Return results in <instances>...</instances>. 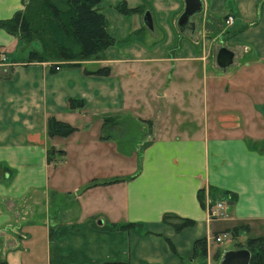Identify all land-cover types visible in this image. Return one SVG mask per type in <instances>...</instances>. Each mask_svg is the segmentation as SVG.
I'll return each mask as SVG.
<instances>
[{
    "label": "crops",
    "instance_id": "1",
    "mask_svg": "<svg viewBox=\"0 0 264 264\" xmlns=\"http://www.w3.org/2000/svg\"><path fill=\"white\" fill-rule=\"evenodd\" d=\"M147 1L126 2L142 11L130 35L139 38L148 29L159 38L138 40L129 58L110 59L103 50L80 65L25 62L31 49H41L34 40L22 55L0 63L2 264H201L195 243L203 237L207 264H215L210 243L216 234L238 228L237 240L264 236V0H203L190 17L194 28L183 32L177 18L184 0H171L167 18L161 0H152V26L144 20ZM22 9L23 0H0V19ZM18 42L0 27L1 52ZM221 46L235 53L227 67L216 61ZM107 66L108 75L95 73ZM133 83L144 87L142 96ZM228 94L239 97L235 105L223 101ZM69 98L83 106L70 109ZM240 115L250 118L240 121ZM51 116L76 130L51 135ZM107 117L121 125L114 123L115 132L94 133L89 141L82 136L105 130ZM125 146L130 153L119 150ZM133 155L139 163L130 171L122 164ZM103 172L111 181L80 192L83 180ZM71 188L76 201L58 204L52 214L51 194ZM219 200L228 204V217H210L208 206ZM166 213L194 223L176 229L163 221Z\"/></svg>",
    "mask_w": 264,
    "mask_h": 264
},
{
    "label": "trees",
    "instance_id": "2",
    "mask_svg": "<svg viewBox=\"0 0 264 264\" xmlns=\"http://www.w3.org/2000/svg\"><path fill=\"white\" fill-rule=\"evenodd\" d=\"M100 0H23L24 9L16 11L11 17L0 19V27L17 36L19 41L30 43L37 41L40 50L31 49L25 62L33 61H60L65 65H80L82 60L98 57L105 46L112 44L114 38L107 31L105 14L95 6ZM131 9V10H130ZM140 9V7L127 8V11ZM15 62V61H14ZM109 66L101 67L95 73L108 75ZM87 73H90L86 70ZM70 109H80L83 100L69 98ZM76 128L68 122L51 116L48 120V131L51 135H70ZM54 147L49 148V160ZM201 201L204 193H200ZM165 223L172 224L176 229L190 226L194 221L172 213L163 215ZM131 224V225H130ZM126 224L129 228L135 224ZM107 228H119L116 224ZM231 232L235 240L233 248L245 247L251 253L249 264H264V236H251L245 241L237 240L238 228L226 230ZM217 235V234H216ZM195 250L202 258L201 264H207V239L200 238L195 243ZM225 249L218 248L219 260ZM0 264H2L0 262Z\"/></svg>",
    "mask_w": 264,
    "mask_h": 264
},
{
    "label": "rangeland",
    "instance_id": "3",
    "mask_svg": "<svg viewBox=\"0 0 264 264\" xmlns=\"http://www.w3.org/2000/svg\"><path fill=\"white\" fill-rule=\"evenodd\" d=\"M128 2L129 4L131 3V5H135L138 4L139 5H143L145 0H100L99 6L101 8V10L104 12V14L106 15L107 18V26L109 29V32L114 35V37L116 39H114V42L112 44H109L107 46H105L104 51L105 54H107L108 58L110 59H116V58H129L130 55H134L132 53V51L130 50V46L133 44H137L138 40H143V39H149L152 38V41H144L145 44H150V43H154L155 40H157L159 38V35H155L153 34L152 31H145V33H143V31H141L140 37L137 38L136 35L133 34V37L131 34L130 29L132 28L133 25H135L137 23V14H140L142 11L140 9H136L135 11H127V8L129 7L128 4L126 3ZM170 3L171 0H161L160 2H158V5H160L161 7H163L164 10V16L167 18L169 16V7H170ZM152 4L153 6L156 8V4L152 2V0H148L146 6L148 7V10L152 9ZM126 6V7H125ZM146 10V11H148ZM145 11V13H146ZM175 28V32H176V24L174 25ZM130 35L131 38H128ZM177 35V33H176ZM182 42L185 41V36H183V40H181ZM35 43V42H33ZM177 43V38L173 39V44ZM161 44L164 45L165 41H161ZM31 47V43H23L21 41H19L15 46L13 51H9L6 52L5 55L7 56V60L8 58H10V56L12 55L14 58H17L18 56L22 55V53L26 50L29 49ZM106 49L107 52H106ZM11 56V57H12ZM110 64H112L114 67L116 66V62L115 60H111V62H109V66ZM234 70V69H233ZM110 72V71H109ZM261 78H264L262 76H260ZM136 78V77H135ZM147 85L148 83L150 84V86H152L154 83H151L150 81H146ZM140 84H142L140 82ZM139 83H133V91L135 93H137L139 96H142L143 93V89L144 87H140ZM145 86V85H144ZM256 85L254 84V87ZM237 98H239L236 94H228V97L226 98V100L224 99L223 101L226 102L227 104L230 105H235V101L237 100ZM252 99V98H251ZM243 106H246L244 104V102H242ZM180 113V111H179ZM101 116V115H100ZM102 117V116H101ZM239 120H241V118L244 121L245 117H249L250 116H238ZM241 117V118H240ZM114 117H107L104 119V122L106 121V129L102 130L99 127H97V131H88L83 133V137H86L87 141L91 140L93 137L94 133H97V135H107L111 134L114 131V125L117 126H121V125H117V123H115ZM84 122V117H82V114L77 112L75 115V123L81 125ZM115 123V124H114ZM121 123V122H119ZM134 123L132 121H128L127 124H131ZM135 124V123H134ZM108 125V126H107ZM136 126H139L138 124H135V128ZM133 137L132 133H129L125 139H122V141H126L129 140ZM103 143V142H102ZM101 143V144H102ZM140 144V143H139ZM130 147L125 146L120 147L119 150H121L122 152L128 154L130 153L128 151ZM134 150L138 153L140 148H138L137 146L134 147ZM126 157V156H125ZM124 159V157H122ZM139 160H138V156H134L132 160L130 159L127 163L124 160V164H122L126 169H129L130 171L134 170V168H136L138 166ZM114 170H118L120 167L119 165L116 163L114 165ZM131 173V172H129ZM103 174H106V172L101 173L100 175H98L97 177L88 180V182H85V180H83V182L81 184H79V188H80V192L83 191V189L85 188L86 185H93V184H100V183H105L106 181H111V178L107 177L105 178V176ZM108 176V175H106ZM73 187V186H72ZM78 192L75 191L74 189H69V190H65L63 193H52L51 194V213L53 214L55 211H57V207L59 206L58 204L65 206H71L73 205V201H76V196H77ZM220 226H218L219 228L224 227L225 224H223L222 222L217 223ZM255 231H256V227H255ZM256 235V233H253ZM252 235V236H255ZM260 235H262V233L260 232ZM258 236V235H256ZM239 239L241 241H244L247 239V236H239ZM213 244L212 247V251H216L218 248H225V249H231L235 246V240L233 238H229V239H225L222 242H218L214 239L211 240V243ZM215 264H218L219 262V254L216 255V260L214 259Z\"/></svg>",
    "mask_w": 264,
    "mask_h": 264
},
{
    "label": "water",
    "instance_id": "4",
    "mask_svg": "<svg viewBox=\"0 0 264 264\" xmlns=\"http://www.w3.org/2000/svg\"><path fill=\"white\" fill-rule=\"evenodd\" d=\"M203 8V0H184V9L177 18V26L181 32L188 28H194V24L190 17L200 12ZM145 24L152 26L151 14L146 11L144 15ZM234 51L226 46H221L216 54V61L219 66L227 67L234 60ZM230 201L229 204H232ZM100 223L102 222L99 220ZM251 253L249 249L242 248H231L225 249L221 255L218 264H249Z\"/></svg>",
    "mask_w": 264,
    "mask_h": 264
},
{
    "label": "built area",
    "instance_id": "5",
    "mask_svg": "<svg viewBox=\"0 0 264 264\" xmlns=\"http://www.w3.org/2000/svg\"><path fill=\"white\" fill-rule=\"evenodd\" d=\"M235 21L234 16L232 14H228L225 22L227 25H231ZM8 63L7 56L4 52L0 51V63ZM227 206L228 204L225 201L219 200L211 203L209 207V215L213 218H225L228 217L227 213ZM232 238L231 232H222L214 236V239L218 242H222L225 239Z\"/></svg>",
    "mask_w": 264,
    "mask_h": 264
}]
</instances>
